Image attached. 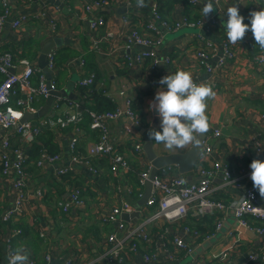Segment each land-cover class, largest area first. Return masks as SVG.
<instances>
[{
  "label": "crops",
  "instance_id": "obj_1",
  "mask_svg": "<svg viewBox=\"0 0 264 264\" xmlns=\"http://www.w3.org/2000/svg\"><path fill=\"white\" fill-rule=\"evenodd\" d=\"M24 1L12 0L14 15L26 13L37 16L50 7L51 16L57 19L58 34L55 37L62 40L61 45L53 49L57 52L58 69L54 71L57 89H65L70 81L75 80L74 94L78 95L80 86L77 82L81 77L80 61L85 59L86 75L90 72L96 74L93 88L90 90L91 97L98 95L111 100L115 110L126 107L127 99L132 98L133 109L139 117V122L136 123L128 117L108 121L110 141L115 143L117 150L128 158L131 168L116 169L117 166L113 167L108 158L95 157L92 161L98 170L95 174L80 162L74 161L70 148L71 139L78 136L77 153L86 155L89 146L101 136L99 130L90 126L88 116L93 110L81 107L79 95L77 100L69 97L57 98L50 111L42 117L26 118L25 121L39 123L48 118L56 121L58 118L68 119L67 117L73 114L82 117L78 124L70 122L64 126L57 124L54 128L45 129L32 145L27 146L30 157L27 163L29 178L24 212L10 222L3 220V214L15 203V187L13 181L2 174L0 165V260L8 257L7 242L11 238L13 250L23 245L29 257H35L37 260H43L44 254L51 252L52 263L71 260L73 264H107L101 256L106 248L104 239L111 232L112 226L103 224L102 216L110 213L113 206L120 204L123 199H128L138 206L146 186H139L137 183V171L151 167L145 152V155L135 152L134 140L126 132V126L131 125L135 135L143 142H145V134L135 125L147 131L145 129L150 128L157 121V127H160L158 114L149 110L150 102L154 100L157 91L167 90L159 81L166 75L175 74L178 70L191 72L196 84L211 85L216 92L215 99L207 101L206 114L209 117L210 130L205 134V138L213 134L215 129L222 130V136L212 141L215 148L214 156L228 165L233 173V179H239L243 185L240 188L235 181L224 184L222 175H218L212 185L215 189L213 196L229 203L243 194V188L252 182L250 164L254 159L264 161V100L262 99L264 67L257 64L258 54L262 49L256 45L251 31L246 32L243 41L233 45L237 50V57L224 70L207 71L200 65L196 53L195 35L199 30L196 28H182L176 32L163 30L164 41L158 51L162 59L163 56L169 55L171 62L168 63L163 59L155 64L152 60L145 59L143 62L127 63V55L142 51L143 46L134 45L128 49L124 45L123 37L108 40L104 37L105 27L94 33L90 24L97 14L105 15L107 32L113 31L121 36V32L126 30L123 23L124 16L131 17L141 30L146 31V25L152 21L151 5L155 1L162 4L163 16L174 21L185 15L193 19L203 16L202 9L208 0H199V5L196 7L191 5L189 0H144L145 6H138L137 0H115L109 6L96 8L93 13L87 12L85 7L95 0ZM213 3L216 11L210 15L216 16L219 24L211 31H203V33L217 45L227 40L226 21L229 7L236 5L240 14L245 17L246 24H250L252 5L264 10V0H222L220 4L214 1ZM45 26L47 20L43 17L41 21L35 19L20 29H14L11 21H8L0 29V51H13L22 57L23 53L38 51L36 57L31 58L32 55L28 57L38 66L41 49L51 40L44 34ZM215 61L216 59H213V63ZM37 80L38 75H35L33 81L36 83ZM122 90L125 92H121ZM19 98L26 99L24 92L14 95L12 99V104L23 111L21 120L26 113H36L43 109L48 99L44 96L39 97L31 109L29 104L20 107ZM56 101H59L60 105L54 108ZM73 101L78 102L79 105L70 107L69 103ZM77 125L78 132L75 130ZM253 138L262 141L261 157L255 155ZM12 143L14 146L20 144L15 128L12 132ZM191 146L192 144L179 150L184 152ZM45 149L58 158L55 163L46 162L40 167L37 160L41 151ZM155 149L159 155L172 151L156 142ZM63 165L72 167L69 175L58 174V168ZM198 166L197 163L195 170L186 176L192 175L193 179L199 180ZM177 172H179L178 167ZM73 185L83 187L87 205L83 209L72 208L65 213L59 205L62 201H68L70 187ZM38 189H42V197L38 196ZM260 200L264 205V198L260 196ZM151 212L153 211L143 212L139 218H131L132 220L129 219L127 222L137 225ZM214 215L197 216V220L193 219L196 215L191 211L187 217L186 223L193 226L196 224L203 229L210 227L207 222L210 219H213V224L220 217L223 219V226L216 237L192 242L193 255L182 254L178 262L170 261L163 256L157 262L145 263L142 255L144 249H141L140 252L133 253L126 264H191L194 259L199 261L198 264L212 263L213 254L234 244L236 237L233 233L238 227V220L231 209L222 213L216 211ZM251 223L255 225L253 220ZM163 224L164 221L159 223L161 226L154 223L148 225L151 232L155 233L156 241L160 239ZM17 228L24 229L26 234L14 236L13 229ZM187 240L191 242L192 238L188 236ZM255 248L264 251V235L244 229L240 246L232 255L229 264H242Z\"/></svg>",
  "mask_w": 264,
  "mask_h": 264
},
{
  "label": "built area",
  "instance_id": "obj_2",
  "mask_svg": "<svg viewBox=\"0 0 264 264\" xmlns=\"http://www.w3.org/2000/svg\"><path fill=\"white\" fill-rule=\"evenodd\" d=\"M25 0L24 2H31ZM115 0H95L86 4V11L93 13L96 8L109 6ZM220 4L222 0H213ZM193 6L199 5V0H189ZM0 29H2L8 21L14 29H20L29 24L35 19L47 20V26L44 27V34L47 39H53L58 34L57 19L50 14V7L44 9L40 15H28L22 13L14 15V2L12 0H0ZM160 2H153L151 5L152 21L146 25V31L140 29L137 23L133 22L131 17L124 16L123 23L126 30L121 32V36L113 31H106L105 15L97 14L91 20V28L93 32H98L105 27L104 37L108 40H117L120 37L124 38V45L131 49L134 45L143 46V50L135 54H128L126 57L127 63L143 62L145 59H150L153 63L160 60L171 62L169 55L163 56L158 51L164 41V31L176 32L182 28H196L199 31L195 33L197 38L196 53L199 57L200 65L207 71L213 69L224 70L237 57V50L233 44L229 43L228 39L224 40L220 45L215 44L212 40L205 37L203 31H211L213 27L219 24V19L216 16L210 15L207 17L200 16L193 19L188 15L183 16L178 20H169L165 18L161 10ZM250 11H260L256 5H252ZM227 23V21H226ZM149 31V32H147ZM213 59L216 61L213 63ZM257 64L264 67V50L258 54ZM47 67L52 71V79L49 80L47 75L37 64L28 57L19 56L13 51H0V165L1 172L4 176L13 181L15 187V203L6 209L3 214V220L10 222L24 212V203L27 197V180L28 160L30 153L28 145H32L37 138L47 128H54L57 124L62 126L70 122L79 123L82 117L77 115L68 116V119L58 118L57 121L51 118L41 120L39 123L32 121L21 122V114L23 111L12 104L13 96L24 92L26 99L19 98V106L29 104L33 109V104L39 97L48 98L52 90H56V78L54 71L58 69L57 52L52 50L48 55ZM80 75L77 84L80 87H91L96 79V74L90 72L86 75L85 59L80 61ZM38 75V83L33 81L34 76ZM121 92H125L122 90ZM264 100V92L262 93ZM70 107L79 105L78 102H70ZM60 105L56 101L54 108ZM93 121L91 128L99 130L101 136L98 141L89 146L86 155H79L77 150L78 136L71 139L70 148L73 153L74 161L80 162L85 167H88L93 173L98 170L92 164L95 157H106L111 160L113 167H123L125 170L131 168V163L128 158L117 150L115 143L111 142V134L108 129V121L111 119L128 117L139 122V117L133 109V99L128 98L126 107H119L114 111H105L96 113L91 111ZM264 117V114H263ZM19 137L20 144L14 146L12 143L13 129ZM78 125L75 130L78 132ZM126 132L130 134L134 140V150L138 154H144V142L141 138L135 135V131L131 125L126 126ZM156 130H161L157 127ZM221 129H215L214 133L209 135L204 140V146L199 156L198 173L199 180L190 181L187 174L180 172L176 173V166H166L162 168L153 180V190L149 199L143 206H136L128 199H123L120 204L113 206L112 211L107 215L102 216V223L111 225V232L104 239L106 245L105 251L101 258L107 264H126L128 258L136 252L144 249L143 260L145 263H154L159 261L163 256L173 262H178L182 254L193 255L194 246L201 240H209L217 236V233L223 226V219L220 217L216 222L214 231L206 229H198L196 224L190 225L186 223L187 217L193 211L197 219L206 215H214L216 211L224 212L231 209L238 220V227L234 231L236 240L233 245L228 248L213 254L215 264H229L232 255L238 250L242 233L244 229L256 231L258 234L264 235V205L260 200V195L257 189L253 187V182L243 188V194L229 203L222 199H217L213 196L215 192L213 185L214 179L218 175H222L224 184H229L233 181L237 182L240 188L242 182L233 179V173L228 165L223 164L214 156L213 139L222 136ZM253 146L255 155L261 157L263 155V144L260 139L253 138ZM57 155L51 154L48 150H42L37 164L43 167L46 162L55 163ZM72 167L63 165L58 168V174L69 175ZM150 167L137 171V183L139 186H144L149 178ZM70 196L68 201H62L59 207L68 213L72 208L83 209L86 207V199L83 195V187L73 185L70 187ZM38 196H43L42 189L37 190ZM152 210L149 216L141 223L131 225L121 216L124 213L131 215L136 211L145 213ZM216 216V215H214ZM132 220V219H130ZM254 221L255 225L251 223ZM161 221L162 225L160 239L156 241L155 233L151 232L148 225L154 223L157 226ZM258 223V224H256ZM14 236L20 235L23 230L21 228L13 229ZM192 238L191 242L187 237ZM8 255L13 252L11 238L8 239ZM144 245V247L142 246ZM164 252V254L162 253ZM52 253L44 254L43 260H37L35 257H29L28 264H73L71 260H64L60 263H52ZM203 261V259H200ZM198 260L194 259L191 264H198ZM264 262V251L260 248H255L250 252L242 264H259ZM0 264H8V257L1 259Z\"/></svg>",
  "mask_w": 264,
  "mask_h": 264
},
{
  "label": "clouds",
  "instance_id": "obj_3",
  "mask_svg": "<svg viewBox=\"0 0 264 264\" xmlns=\"http://www.w3.org/2000/svg\"><path fill=\"white\" fill-rule=\"evenodd\" d=\"M138 6H145L144 0H137ZM215 10L213 0H208L202 9L203 17ZM227 39L235 45L243 41L246 32L251 31L256 45L264 50V10L250 13V24L244 23L245 17L234 5L227 9ZM163 61V60H161ZM158 61L157 63H160ZM159 83L167 90L157 91L150 102V111L160 118V129L149 130L148 139L163 144L169 150H179L190 144L195 149L201 147V137L210 130L209 117L206 114L207 101L215 99L216 92L208 84H196L192 73L178 70L175 74L164 76ZM253 187L264 198V161L254 159L250 164ZM29 253L21 245L8 255V264H28Z\"/></svg>",
  "mask_w": 264,
  "mask_h": 264
},
{
  "label": "water",
  "instance_id": "obj_4",
  "mask_svg": "<svg viewBox=\"0 0 264 264\" xmlns=\"http://www.w3.org/2000/svg\"><path fill=\"white\" fill-rule=\"evenodd\" d=\"M61 42H62L61 38H58V37H54L53 39L47 41L43 45L41 49V53L38 57V66L47 75V78L49 80L52 79L53 75H52V71L47 67L48 55L56 46L61 45ZM75 87H76V82L75 80H72L68 83L67 88L61 89V90L60 89L52 90L51 95L48 97L46 105L43 107V109H40L36 113H26L24 118L21 120V122H24L25 120H27L26 118L28 117H35V118L42 117L46 112L50 111L54 103V100H56L57 98L69 97L72 100H77L78 95L76 93L74 94ZM47 115H50V114H47ZM157 123L158 122L156 121V123L153 126H151L148 129H145L147 131H144V129L140 126L135 125V127L142 130L143 133L145 134V142L143 145V149L151 163L149 178L146 180V183H145V186H146L145 193L138 207L143 206V204H145L146 201L151 196L152 190H153V180L162 168L166 166L174 165L178 167L179 172L182 174H189L193 172L199 161V156L204 146L205 135L201 137V147L199 149H195V146L192 145L188 150L184 152L180 150H176V151L172 150L168 154L159 155L155 149V141L148 139L149 130L156 128ZM188 179L190 181H195L192 175H189ZM135 217H138V218L140 217L139 211H136L135 213H132L131 215L124 213L122 216L124 220H129Z\"/></svg>",
  "mask_w": 264,
  "mask_h": 264
},
{
  "label": "trees",
  "instance_id": "obj_5",
  "mask_svg": "<svg viewBox=\"0 0 264 264\" xmlns=\"http://www.w3.org/2000/svg\"><path fill=\"white\" fill-rule=\"evenodd\" d=\"M37 52L38 51L31 53L29 51L27 53H23V57H26L25 54H27L28 55L27 57L32 55L30 57L34 58V57H36ZM37 82H38V80H37ZM92 88H93V85L91 87H79L78 95H79V100H81V102H80L81 107L83 106V108L93 110V112H96V113H101V112H105V111H114L115 109L112 106V104H114V103L111 100H109L107 98H101V96H98V95H96L95 97H91L90 90H92ZM82 100L84 101L83 104H82ZM88 117L90 119V126H91V123L93 121V117L91 115H89ZM98 132H100V131H98ZM204 221H206V220H204ZM212 221H213V219H210L209 221H207L208 224L210 225V227H208V229H207L209 231H214L215 227H216V223L213 224ZM196 226L200 230L203 229V228H200L198 225H196ZM29 232H32V230H29ZM23 234H26V232H24V229L20 235H23ZM209 264H215V262L213 261L212 263H209ZM263 264H264V262H263Z\"/></svg>",
  "mask_w": 264,
  "mask_h": 264
}]
</instances>
